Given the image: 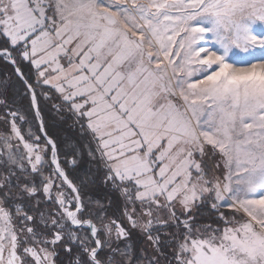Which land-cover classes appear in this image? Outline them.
<instances>
[{
	"label": "snow or ice",
	"instance_id": "6c2138e0",
	"mask_svg": "<svg viewBox=\"0 0 264 264\" xmlns=\"http://www.w3.org/2000/svg\"><path fill=\"white\" fill-rule=\"evenodd\" d=\"M0 264H264V0H0Z\"/></svg>",
	"mask_w": 264,
	"mask_h": 264
},
{
	"label": "trees",
	"instance_id": "16d2710c",
	"mask_svg": "<svg viewBox=\"0 0 264 264\" xmlns=\"http://www.w3.org/2000/svg\"><path fill=\"white\" fill-rule=\"evenodd\" d=\"M25 71H27V69H25Z\"/></svg>",
	"mask_w": 264,
	"mask_h": 264
}]
</instances>
